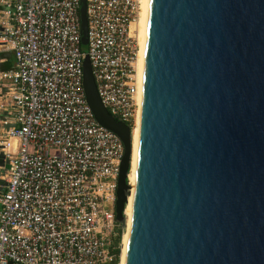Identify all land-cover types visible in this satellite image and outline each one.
<instances>
[{
  "label": "water",
  "instance_id": "1",
  "mask_svg": "<svg viewBox=\"0 0 264 264\" xmlns=\"http://www.w3.org/2000/svg\"><path fill=\"white\" fill-rule=\"evenodd\" d=\"M79 14L84 48L86 0ZM83 73L96 121L125 147L124 224L132 132L103 105L88 56ZM125 264H264V0L145 1Z\"/></svg>",
  "mask_w": 264,
  "mask_h": 264
},
{
  "label": "built area",
  "instance_id": "2",
  "mask_svg": "<svg viewBox=\"0 0 264 264\" xmlns=\"http://www.w3.org/2000/svg\"><path fill=\"white\" fill-rule=\"evenodd\" d=\"M0 0V264H120L117 189L125 153L101 126L83 86L88 56L99 97L133 130L140 113L141 0ZM5 165V164H4ZM122 245V244H121ZM122 253V250H121Z\"/></svg>",
  "mask_w": 264,
  "mask_h": 264
},
{
  "label": "bare ground",
  "instance_id": "3",
  "mask_svg": "<svg viewBox=\"0 0 264 264\" xmlns=\"http://www.w3.org/2000/svg\"><path fill=\"white\" fill-rule=\"evenodd\" d=\"M145 1L141 0V13L139 19L134 23L131 27L133 31V27L136 24V30L138 31L139 36V53H138V76L139 81L141 82V63H142V48H143V32H144V17H145ZM137 33V32H136ZM140 98H141V90H140ZM141 106V99H140ZM139 123H140V113L137 120V125L133 130V154H132V164L131 171L129 174V182L132 187L128 205L125 210L126 218H127V229L122 238V253H121V262L120 264H125L126 257V249H127V240H128V232H129V223H130V215H131V206H132V197H133V189H134V180H135V171H136V160H137V148H138V136H139Z\"/></svg>",
  "mask_w": 264,
  "mask_h": 264
},
{
  "label": "trees",
  "instance_id": "4",
  "mask_svg": "<svg viewBox=\"0 0 264 264\" xmlns=\"http://www.w3.org/2000/svg\"><path fill=\"white\" fill-rule=\"evenodd\" d=\"M82 48V47H81ZM82 51H85L84 48H82ZM118 222V221H117ZM119 227L116 230V236L114 237V241H113V252L117 257V262H119V258L121 256V250H122V238H123V233H124V226L125 223H119L118 222Z\"/></svg>",
  "mask_w": 264,
  "mask_h": 264
},
{
  "label": "crops",
  "instance_id": "5",
  "mask_svg": "<svg viewBox=\"0 0 264 264\" xmlns=\"http://www.w3.org/2000/svg\"><path fill=\"white\" fill-rule=\"evenodd\" d=\"M15 67V59L12 53L7 52L0 55V70H10Z\"/></svg>",
  "mask_w": 264,
  "mask_h": 264
},
{
  "label": "rangeland",
  "instance_id": "6",
  "mask_svg": "<svg viewBox=\"0 0 264 264\" xmlns=\"http://www.w3.org/2000/svg\"><path fill=\"white\" fill-rule=\"evenodd\" d=\"M135 26H136V24H135L134 27H133V31H132V33H135V36H136V38H137V40H138V43H139L138 31L136 30L137 28H136ZM136 32H137V33H136ZM84 49L86 50L87 47H84ZM132 136H133V135H132ZM3 174H4V172H3ZM3 181L6 183V179H4ZM125 219H126V221H125V226H124V233L126 232V229H127V218L125 217ZM124 233H123V234H124Z\"/></svg>",
  "mask_w": 264,
  "mask_h": 264
},
{
  "label": "flooded vegetation",
  "instance_id": "7",
  "mask_svg": "<svg viewBox=\"0 0 264 264\" xmlns=\"http://www.w3.org/2000/svg\"><path fill=\"white\" fill-rule=\"evenodd\" d=\"M0 163L3 164L4 163V160L3 159H0ZM0 174H3V171H1Z\"/></svg>",
  "mask_w": 264,
  "mask_h": 264
}]
</instances>
